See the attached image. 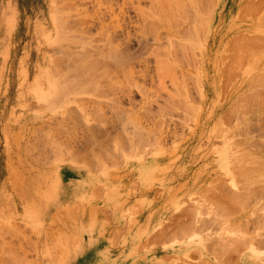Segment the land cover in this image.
I'll list each match as a JSON object with an SVG mask.
<instances>
[{"label": "rangeland", "instance_id": "obj_1", "mask_svg": "<svg viewBox=\"0 0 264 264\" xmlns=\"http://www.w3.org/2000/svg\"><path fill=\"white\" fill-rule=\"evenodd\" d=\"M162 1L0 0V264H264V0Z\"/></svg>", "mask_w": 264, "mask_h": 264}, {"label": "bare ground", "instance_id": "obj_2", "mask_svg": "<svg viewBox=\"0 0 264 264\" xmlns=\"http://www.w3.org/2000/svg\"><path fill=\"white\" fill-rule=\"evenodd\" d=\"M163 1H164V0H163ZM163 1H162V2H163ZM171 1H172V0H171ZM159 2H160V1H159ZM162 2H161V3H162ZM173 2L176 3L175 1H173ZM166 3H167V2H166ZM169 3H170V0H169ZM177 3H178V2H177ZM178 4H179V3H178ZM160 5H161V4H160ZM160 5H159V7H160ZM163 5H164V4H163ZM170 5H171V4H170ZM176 7H177V6H176ZM162 8H163V7H162ZM164 8H165V7H164ZM160 9H161V8H160ZM163 10H164V9H163ZM177 10H178V9H177ZM179 10H181V9H179ZM164 12H165V11H164ZM161 14H162V13H161ZM156 15H157V14H156ZM163 15H164V14H163ZM167 15H169V14H167ZM170 15H171V14H170ZM158 16H159V14H158ZM163 17H164V16H163ZM165 17H166V15H165ZM167 17H169V16H167ZM164 20H165V19H164ZM167 23H168V22H167ZM200 199H201V198H200ZM214 206H215V205H214ZM210 211H211V210H210ZM217 212H218V211H217ZM199 213H200V212H199ZM202 213H203V212H202ZM228 216H229V215H228ZM202 221H203V220H202ZM226 229H227V228H226ZM227 238H228V237H227ZM228 240H229V239H228ZM228 240H227V241H228ZM229 246H230V245H229Z\"/></svg>", "mask_w": 264, "mask_h": 264}, {"label": "crops", "instance_id": "obj_3", "mask_svg": "<svg viewBox=\"0 0 264 264\" xmlns=\"http://www.w3.org/2000/svg\"><path fill=\"white\" fill-rule=\"evenodd\" d=\"M66 185H67L66 187H69V186H71V184H68V183H67Z\"/></svg>", "mask_w": 264, "mask_h": 264}]
</instances>
